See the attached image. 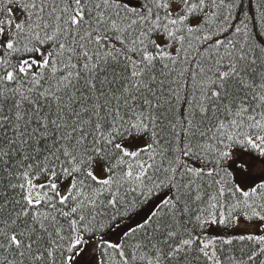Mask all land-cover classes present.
Segmentation results:
<instances>
[{"label":"snow or ice","instance_id":"1","mask_svg":"<svg viewBox=\"0 0 264 264\" xmlns=\"http://www.w3.org/2000/svg\"><path fill=\"white\" fill-rule=\"evenodd\" d=\"M0 264H264V0H0Z\"/></svg>","mask_w":264,"mask_h":264}]
</instances>
